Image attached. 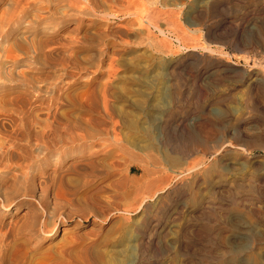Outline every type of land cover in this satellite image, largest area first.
Returning a JSON list of instances; mask_svg holds the SVG:
<instances>
[{"label": "rangeland", "instance_id": "rangeland-1", "mask_svg": "<svg viewBox=\"0 0 264 264\" xmlns=\"http://www.w3.org/2000/svg\"><path fill=\"white\" fill-rule=\"evenodd\" d=\"M30 1L0 0V220L38 225L0 264H264V140L218 150L264 132V0Z\"/></svg>", "mask_w": 264, "mask_h": 264}, {"label": "bare ground", "instance_id": "bare-ground-1", "mask_svg": "<svg viewBox=\"0 0 264 264\" xmlns=\"http://www.w3.org/2000/svg\"><path fill=\"white\" fill-rule=\"evenodd\" d=\"M71 1H73V2H75V0H71ZM93 1V0H92ZM95 1V0H94ZM26 2L27 3H29V2H31L30 0H26ZM35 2V1H34ZM69 2V1H68ZM33 3V2H32ZM71 3V2H70ZM75 4V3H74ZM74 4H71V6L72 5H74ZM77 5V4H76ZM98 7V6H97ZM42 13V12H41ZM263 52H264V49H263ZM250 72V71H249ZM254 72V71H253ZM258 72V71H257ZM263 72V71H262ZM257 76H256V78L254 79V82H252V83H250V85H256L257 83V85H261L262 84V82L264 81V74H260V76H259V74H256ZM250 78V77H249ZM250 80V79H249ZM264 83V82H263ZM249 85V87H251ZM263 86V85H262ZM261 90V89H260ZM264 90V89H263ZM256 93V92H255ZM257 93H258V91H257ZM253 96H254V94H252ZM251 95L249 94V97H250ZM255 96H256V94H255ZM263 96V95H262ZM262 96H260V97H262ZM253 98V97H252ZM251 98V99H252ZM257 98H259V97H257ZM23 98H19V101L20 100H22ZM255 99H256V97H255ZM24 100V99H23ZM253 100V99H252ZM258 101V100H257ZM259 101H260V99H259ZM24 102H25V100H24ZM23 102V103H24ZM255 104H256V102H255ZM261 104H263V103H261ZM260 105V104H259ZM264 105V104H263ZM253 106V105H252ZM256 108V107H255ZM254 108V109H255ZM261 113L262 114H260L259 113V115L260 116H262L263 118V122H264V107H262L261 106ZM260 109H258V111H259ZM256 111V110H255ZM257 112V111H256ZM262 124H264V123H262ZM234 132L232 133L231 131H227V137H226V141L223 143V144H221V145H218L219 146V151H220V148H225V147H227V146H229V147H232L233 148V150H231L233 153L235 152L236 153V155H238L237 153H240V154H243L244 156L245 155H248L249 154V148L250 147H252V145H254V144H256L257 142H262L263 140H264V137L263 138H260V137H262V136H264V132L261 134V136L260 137H253V136H251V135H249L250 133L249 132H247L244 128H242L241 126H236L234 129ZM46 131V130H45ZM259 131V130H258ZM258 131H256V132H258ZM259 133V132H258ZM257 133V134H258ZM259 135V134H258ZM260 138V139H259ZM212 137H209V136H205V138H200V137H196L195 139H193L190 143L189 142H185L184 144H185V148H184V154L187 156V158L188 157H190V156H194V154H197V152L200 150V151H204L203 149L204 148H206V147H208V144H210V142L212 141ZM231 140H233V141H231ZM117 141V140H116ZM264 142V141H263ZM261 144V143H260ZM263 144V143H262ZM258 144H256V146H257ZM264 145V144H263ZM211 146V145H210ZM209 146V147H210ZM208 147V148H209ZM212 147V146H211ZM264 147V146H263ZM207 148V149H208ZM253 148V147H252ZM83 149H86L85 147L83 148ZM82 149V150H83ZM206 149V150H207ZM209 149H211V148H209ZM215 149V148H214ZM251 149V148H250ZM88 150V149H87ZM205 150V151H206ZM217 149H216V151H218ZM252 150V149H251ZM204 151V152H205ZM230 151V150H229ZM210 153H211V151H209ZM88 153H90V152H88ZM87 154V153H86ZM85 154V151L83 150L82 151V158H79L78 160H77V162H71L68 166H69V169L70 170H72V169H76L77 167H79V168H82V169H90L93 173H95V174H101V175H104L105 173L106 174H110V170L108 169V171L109 172H106V170H104L103 168H101V167H99V166H94V164L93 163H91V162H89V156H87ZM207 154V153H206ZM192 156V157H193ZM95 161V160H94ZM216 162V161H215ZM249 163V162H248ZM247 163V165H249ZM251 165V164H250ZM197 166H199V165H197ZM252 166V165H251ZM6 167H9V166H6ZM79 168H77V169H79ZM68 169V168H67ZM193 169V168H192ZM191 169V170H192ZM128 170L129 171H131V167H128ZM83 172V171H82ZM156 172V171H155ZM150 173V171H149V169H146V168H143V174H142V176H141V178H139V179H137V178H132V177H129V175H127V173H125L124 175H122V177H119V180L115 183L118 187H119V185H120V187H121V185H122V187L123 186H125V185H127L129 182H138V181H140V180H142V181H144V179H145V177L148 175ZM214 173V172H213ZM199 174V173H198ZM258 175V174H257ZM106 176H108V175H106ZM196 176V175H195ZM197 177V176H196ZM252 177V176H251ZM254 179V178H253ZM255 179H257V178H255ZM142 181H140V182H142ZM113 183H114V181H113ZM145 183H146V180H145ZM142 184V183H141ZM147 184V183H146ZM150 184V183H149ZM144 186H145V184H144ZM149 186V185H148ZM14 212L16 213L17 212V209L15 208L14 209ZM27 213H24L23 215H22V217H21V219L20 220H22V225H18V223H13V222H11L10 223V221L8 222V223H6L5 221H3V220H0V242H6L7 240H9L10 239V237L11 236H14V235H16V233L15 232H17V231H19L20 230V228H22V226H24V224H28L29 223V227H31V228H35V227H37V225H38V222H37V220H34V221H32V222H30L29 221V217H26L27 215H26ZM26 221H27V223H26ZM18 222V221H17ZM8 242V241H7ZM1 244V243H0ZM4 246V245H3Z\"/></svg>", "mask_w": 264, "mask_h": 264}]
</instances>
